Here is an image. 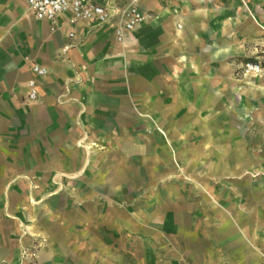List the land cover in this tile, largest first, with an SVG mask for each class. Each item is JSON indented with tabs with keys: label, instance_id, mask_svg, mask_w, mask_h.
Wrapping results in <instances>:
<instances>
[{
	"label": "crops",
	"instance_id": "0c3cea01",
	"mask_svg": "<svg viewBox=\"0 0 264 264\" xmlns=\"http://www.w3.org/2000/svg\"><path fill=\"white\" fill-rule=\"evenodd\" d=\"M99 1L113 12L104 24L66 14L41 20L27 0H0V264H30L23 249L39 244L38 264H129L133 255L135 264L160 255L172 256L167 264L185 256L264 264V209L234 182L210 193L213 201L176 182L133 207L112 203L102 188L119 180L101 170L107 155L92 146L125 135L127 120L162 125L216 102V73L233 51L226 45L264 39L258 15L240 0H140L146 19L119 41L120 10L131 0ZM34 63L47 74L37 76ZM32 78L36 99L28 97ZM150 129L157 156L160 134ZM207 208L214 215L205 219ZM206 221L216 242L202 236ZM160 231L167 248L158 246Z\"/></svg>",
	"mask_w": 264,
	"mask_h": 264
},
{
	"label": "rangeland",
	"instance_id": "374dc122",
	"mask_svg": "<svg viewBox=\"0 0 264 264\" xmlns=\"http://www.w3.org/2000/svg\"><path fill=\"white\" fill-rule=\"evenodd\" d=\"M240 1L251 6L260 19V24L255 23L262 28L264 0ZM235 43L233 47L226 45L233 51L229 50L223 56L220 61L222 70L216 73L217 84L218 80L222 84L221 90L217 89V101L202 105L201 113L185 112L184 118L164 121L162 125L161 121L158 124L156 121H143L140 125L127 120L121 126L125 135L113 136L108 141L97 137L99 140L96 139L92 146L105 150L107 155L101 170L112 179L119 180V183L105 184L102 188L104 192L112 193V203L119 201L133 207L137 198H146L151 192L160 193L176 182L188 183L187 190L192 192L200 187L213 201L210 193L219 190L221 185L230 186L234 182L235 187L241 188L240 191L251 195L250 203L254 200L255 207L264 209V74H246L243 69L247 61L264 62V39L240 38ZM255 45L257 49L253 47ZM198 115L201 118H196ZM150 128L160 134L162 143H159L157 156L148 136ZM195 178L202 181L196 183ZM67 186L69 188L71 184ZM202 214L206 219L214 212L207 208ZM202 226L206 243L216 242L209 221ZM150 230L144 228V236L149 237ZM162 233L164 238L157 243L165 248L166 233L160 231ZM173 242L180 245V249L184 246L182 239H173ZM129 243L130 247H135L133 235ZM39 246L23 249V253L32 258L30 264H38L36 254ZM171 257L160 255L156 264H167ZM128 262L135 264V256H131ZM182 264L193 262L185 256Z\"/></svg>",
	"mask_w": 264,
	"mask_h": 264
},
{
	"label": "built area",
	"instance_id": "2783aa9c",
	"mask_svg": "<svg viewBox=\"0 0 264 264\" xmlns=\"http://www.w3.org/2000/svg\"><path fill=\"white\" fill-rule=\"evenodd\" d=\"M140 0H131L120 10V23L116 28V37L124 41L128 32L136 29L147 15L139 7ZM29 8L37 19L54 21L59 15L70 16L72 22L78 20H92L98 24L109 22L113 17L109 3L99 0H27ZM73 35V33H71ZM33 72L37 76L46 75L48 69L38 63L32 65ZM246 74H264V62L247 61L243 65ZM28 97L36 99L38 96L36 79L28 81Z\"/></svg>",
	"mask_w": 264,
	"mask_h": 264
}]
</instances>
